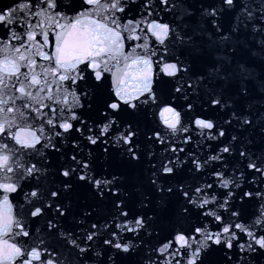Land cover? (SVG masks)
<instances>
[{"label": "snow or ice", "instance_id": "1", "mask_svg": "<svg viewBox=\"0 0 264 264\" xmlns=\"http://www.w3.org/2000/svg\"><path fill=\"white\" fill-rule=\"evenodd\" d=\"M0 264H264V0H0Z\"/></svg>", "mask_w": 264, "mask_h": 264}]
</instances>
